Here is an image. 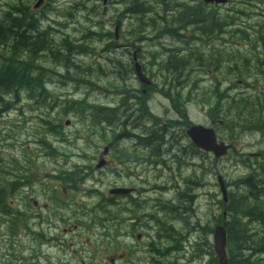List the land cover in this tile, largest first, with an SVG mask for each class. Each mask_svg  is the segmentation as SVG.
<instances>
[{
    "label": "rangeland",
    "instance_id": "1",
    "mask_svg": "<svg viewBox=\"0 0 264 264\" xmlns=\"http://www.w3.org/2000/svg\"><path fill=\"white\" fill-rule=\"evenodd\" d=\"M38 2L0 0V65L10 59L26 63L35 76H43L45 88L41 95L40 89L21 88L9 96L0 94V150L4 151L0 189L10 192L5 203L17 207L21 194L26 201L27 188L17 196L14 193L19 176L27 169L33 195L41 203L59 206L60 215L70 230L67 238L74 244L65 259L61 251L45 250L54 264H146L155 257L147 247L140 251V241L133 237L131 225L125 223L117 229L114 222L119 203L127 205L129 199H119L111 193L117 186L143 187L145 190L138 194L142 193L151 202L136 201L142 204L135 214L154 211L153 201L176 200L182 210L170 223L183 236L194 230L187 242L188 250L167 257V264H219L213 238L216 227L224 221L219 176L223 177L229 195L249 193L242 183L261 175L255 170L264 158V124L259 121V103L255 97L241 105V91H223L217 98L212 91L205 90L196 98L192 89L197 81L201 89L210 88L209 70L215 71V68L226 71L224 86L231 87V81L236 86L243 79L248 86L264 88V76L259 75L257 63H252L253 58L257 59L264 70L263 58H257L264 53V45L256 42L264 41V26L256 14L264 12V0H230L223 4L204 0H43L36 8ZM199 3L204 4L213 19L197 26L209 29L215 26L210 24L214 21L219 25L212 34L197 31L195 24L183 25L176 20L183 5ZM15 19H20L17 28L21 23L26 29L29 25L35 27L39 32L32 36L52 44L54 50L34 55L14 48L13 38L6 33L12 29ZM233 21L236 28L252 36L250 54L235 42L226 49L213 42L218 38L238 41V31L231 25ZM197 36L199 42L195 40ZM63 44L83 45V50L73 54L64 52ZM63 55L69 62H64ZM136 61L142 65L139 64L143 76L145 72L154 80L153 86H147V78L140 81ZM197 68L199 74L195 71ZM204 76L209 78L201 81ZM214 87L218 89L219 83ZM146 89L156 91L149 104H145L143 91ZM226 94L231 96L230 103L223 100ZM220 101L226 105L212 110L215 102ZM237 105L243 106L240 112L235 110ZM135 111L144 116L151 113L150 121L146 122L148 128L164 124L168 137L174 128L183 136L182 140L168 152V145L161 148L163 141L149 138L150 166L145 164V153L127 150L136 158V162L128 164L131 167L128 175L126 166L118 160L99 171L103 166L99 169L96 166L109 143L118 140L129 148L138 145L137 141H126L123 134L119 135L135 132ZM208 115L225 119L229 125L220 127L218 136H226L230 144L238 143L227 157L217 162L213 158L206 161L189 158L179 152L180 147L190 145L186 133L188 123L208 125ZM66 120L70 125H66ZM58 129L61 133L53 134ZM41 134H46L45 142ZM49 141L52 146L46 145ZM121 152L123 157L128 155L125 149L121 148ZM67 154L78 157H66ZM175 156L179 159L177 163H173ZM248 162L256 166L249 167ZM136 163H140L143 171H138ZM202 165L204 168H199ZM191 179L197 183L187 185ZM52 221L61 225L55 219ZM164 221L160 214L156 220L147 218L145 223L132 225L139 226L138 232L148 235L144 240L148 246ZM249 228L250 233L256 232L253 223ZM12 232L16 234V229L3 228L1 264H37L29 250L33 244L26 237L23 239L25 262L19 260ZM51 232L54 235L53 228ZM187 239L179 237L177 242L182 246ZM126 245L136 248V252L123 250ZM125 252L129 255L121 259ZM110 258L115 260L110 262ZM254 261L264 264V255L255 256ZM41 264L47 262L42 260Z\"/></svg>",
    "mask_w": 264,
    "mask_h": 264
},
{
    "label": "flooded vegetation",
    "instance_id": "2",
    "mask_svg": "<svg viewBox=\"0 0 264 264\" xmlns=\"http://www.w3.org/2000/svg\"><path fill=\"white\" fill-rule=\"evenodd\" d=\"M256 14L257 16L260 17L261 25L264 26V12L256 13ZM244 24L247 25V23H244ZM231 25H234L235 28L237 27V24L235 23V21H233ZM195 27H197V31L203 30V28L199 29L197 25H195ZM27 28L30 29V31L32 32V35L37 34L39 32V31L37 32L32 31L31 30L32 27H30V25ZM236 31H238V35H239V38L237 39L238 41H234V39L218 38L216 41H213V42L223 46V48L225 49L227 46H230L232 45L233 42H235V44H239L240 47L245 48L246 53H249L248 48L250 49L252 47V41H253L252 36L249 34L248 31L244 33L239 28H236ZM205 34H208V33H205ZM195 40L199 42L200 37L197 36ZM191 42H193V40H191ZM256 42L264 45V41L262 39H258ZM259 57H262L263 58L262 61H264V53L258 56L257 58ZM213 58L215 59V57ZM252 63H257L259 75L264 76V70H262L259 67L258 60L257 59L255 60L253 58ZM241 69L243 70L244 67L241 66ZM195 71H197L196 72L197 74L200 73L199 68H197ZM225 72L226 71H221V69H217V68H215V71L209 70V74L211 75V78H212L211 85L209 86L210 88L201 89L199 85V81H197L196 86H194L192 89V91H194L193 96L197 94L194 97L200 98V91H205V90L212 91L211 94H214L217 98L223 91H241L243 97L239 103L246 104L252 101V98L255 97L256 102L259 103L258 104L259 105L258 109L260 111L259 121L261 122V124H264V88H254L253 85L248 86L247 82L244 81L243 79H240L238 83L236 84V86H233L232 81L229 84L231 85V87L224 86L225 83L227 82ZM144 75L147 77V79L150 82L149 86H153L154 80L148 77L145 72H144ZM206 78H209V76L208 77L204 76L201 79V81L205 80ZM215 83H219L218 89H215L214 87ZM143 92L146 97L145 104L147 103L149 104L152 101L153 95L156 93V91H149V89H146ZM257 94L259 95V98H257L256 96ZM223 100L224 101L228 100L230 103L231 96L229 94H226ZM194 101L199 103V101H196V100ZM224 101L215 102V105L212 107V110H216V108L221 109L222 107H224L226 105ZM172 102H173V105L177 107L174 101ZM150 117H151V113H149V116L147 115L144 116V114L140 115L139 113H137V111H135L134 122H133V127H134L135 132L132 131V132L127 133V131H125V132L120 133L119 135L123 134V139L126 141H130V140L134 142L137 141L138 145L136 147L129 148L126 146H122L118 140H116L117 142L113 141L109 143V145L104 148L103 153L100 155L99 163L105 160V165L103 166V169H100L99 171L108 169L109 166L113 162L118 160V161H121L122 164L126 166L125 172L128 175L129 170H131V167H128L129 166L128 164L132 162H136V158L127 151L130 149L133 151V153H139V152L145 153L146 159H147L145 160V164L150 166L151 165L150 158L152 157V153L149 150V145L151 146L152 143H149L148 140L151 137L157 140L163 141V145H161V148L164 145H168L167 146L168 152H171L170 150L174 149L176 143H179L182 140L183 136L178 134L179 131L172 128L173 131H171L170 137H168L167 135L168 129L164 127V124H160L158 126H153V127L148 128V126L146 125V122L150 121ZM208 117L210 119V123L208 125L195 124L192 121L188 123V128L186 130L188 138H190L188 132L193 125H203L205 127L212 128L214 129L216 134H217L218 129H220V127L227 128L229 125V123L228 125H226V121L224 119H217L215 115H208ZM140 119H142V121H139ZM216 136L219 142H225L227 144H230L226 136L225 138L219 137L218 134ZM35 143L36 142L32 141V144H35ZM189 143H190L189 146H182L179 148V152L181 154L186 153V155L189 158L190 157L201 158L203 161H206L207 159L210 160L211 158H213L215 162L224 158L222 157V158L217 159L214 152H208V151L198 148L192 142L191 138H190ZM8 145L9 144L6 143V147H8ZM236 145H238V143ZM121 148L125 149L128 155L123 157ZM232 149L234 150V148ZM3 152L4 151L0 150V156H1L0 163H2L4 159ZM106 152L107 154L105 158V156L103 157V155H105ZM255 155H258V153ZM259 156L261 157L262 155L259 154ZM66 157H78V156L74 154L72 155L67 154ZM178 161L179 159L177 158V156H175L173 159V163H177ZM263 161H264V158H263ZM263 161H261L260 163H262ZM154 163H157V162L155 161ZM98 165L96 166L97 169H99ZM136 166L139 167L138 168L139 172L143 171L140 163H136ZM190 166L191 164H188V167ZM199 168H204V167L202 165ZM207 169L209 170V168ZM255 172L261 173L262 171L260 169H256ZM220 177L222 176H219V178ZM29 179H30V171H27V169H25L24 174L19 176L18 178L14 196H17L18 194L22 193V191H25L24 189L27 188L28 189L27 199L24 202V198L22 194L19 195L17 199L18 201L17 207L16 206L11 207L9 204L5 203V197L9 195L10 192H8L6 189H0V238L5 236L3 234V228L5 227L9 229L15 228L16 234L12 232L11 236L12 237L15 236L16 238L18 258L20 261L25 262L23 239L26 237L33 244L32 247L29 248V250L31 251L32 259L35 260L37 264H41L42 260L46 261L47 264H54L52 257L46 254L45 250L54 249V250L61 251L64 253L63 259H65L66 254H71L72 247L74 246V244L71 243V240L67 238L70 235V230H69V227L66 226L64 218L60 215L59 206L51 207L50 204L46 202L41 203L33 195L34 193L33 184L29 182ZM194 183H197V181H195L194 179H191L190 182H187V185H190V184L194 185ZM120 190H125L126 192H120ZM144 190L145 189L143 187L140 189H137L132 186L130 187L117 186L115 189L111 191V193L114 194L115 197L119 199H123V198L129 199L127 205L119 203L117 218H115L114 222L116 224L117 229L120 228L121 225L125 223H128L131 225L132 227L131 233H133V237H135L137 241H140V244H139L140 251H143L147 247L148 252L155 257L153 261H151L150 259L151 263L148 262L146 264H167L168 262L167 257L177 255L180 253L181 250L182 251L188 250L189 245H187V242H189L191 235L194 233V230L188 232L185 236H183L181 232L176 227H174L172 223H170L175 219V217L178 214H180L182 210L180 202L176 200L153 201L152 208L154 211L148 212L147 210H145L142 214H135L136 210L141 209V204H142V203L137 204L135 203L136 201L151 202L142 193L138 194V191L140 192ZM90 191H93V190H90ZM65 194H66V190H64L63 195L65 196ZM229 200H230V195L228 192L227 201L225 202L224 200V212H223L224 221L222 225L226 224V222L228 221L227 219L229 218L228 212L226 210ZM65 201H66V198L64 197L63 202ZM123 208L125 209L123 210V212H121ZM166 213H168V215L170 214L171 216L170 217L167 216ZM160 214L163 215V219L165 221L164 223H161L160 230L154 237L150 239L149 245L147 246L144 240L148 238V235L145 236L143 233L138 232L137 228L139 226L137 227L132 224L133 222L145 223L147 218L156 220ZM52 219L56 220L54 222H60L61 225L57 223L53 224ZM52 228L55 231L54 235L51 232ZM140 228L142 229L143 227L140 225ZM57 230H60V233H56ZM179 237L188 238L187 240H185V244H183L182 246H180L179 243L177 242ZM125 249L129 250L131 253H135L137 250L136 248L131 247L129 245H126L123 248V250ZM128 255L129 253L125 252L124 254L121 255V259L126 258V256ZM113 260L115 259L110 258V262H113Z\"/></svg>",
    "mask_w": 264,
    "mask_h": 264
},
{
    "label": "trees",
    "instance_id": "3",
    "mask_svg": "<svg viewBox=\"0 0 264 264\" xmlns=\"http://www.w3.org/2000/svg\"><path fill=\"white\" fill-rule=\"evenodd\" d=\"M204 4L199 3L194 6L183 5L181 12L178 14L176 20L183 25H197L207 24L211 18V14L207 13L204 9ZM20 23V19H15L12 22V29L6 34L13 38L14 48L25 49L26 52L36 55L38 52H46L47 50L52 52L54 50L53 45L46 43L45 40L35 38L32 36L30 29H26L25 24ZM218 26L219 24L212 21V26ZM214 26V27H215ZM214 27L206 29L203 27V31L208 34L214 33L216 30ZM24 28L25 32H22ZM17 29V30H15ZM37 32L35 27L31 29ZM35 39V40H34ZM71 46V45H70ZM68 44H63L61 48L64 52H78L83 50V45H77L70 48ZM52 47V48H51ZM47 53V52H46ZM70 54V53H69ZM65 61L69 62L68 58L63 55ZM72 60V57L71 59ZM0 65V94L9 96L13 94L19 88L28 89L30 91L40 89V95L44 92V79L42 75L35 76L33 70L22 61L9 60ZM241 105H244L243 103ZM243 106L237 105L236 111H239ZM238 112V113H239ZM225 120V119H224ZM226 121V120H225ZM49 124V123H48ZM58 129L53 134H60ZM41 140L46 141V134H41ZM46 145L52 146L49 141ZM249 167L256 166L253 162H248ZM264 161L258 165V169L262 172L259 176L249 177L244 183L243 187L249 191H244L238 194L233 193L230 195V200L227 204L226 210L228 212L229 220L227 221L225 228L227 234V254L229 264H255L254 257L264 255ZM258 173V172H255ZM0 180L3 178L0 176ZM254 180H259L253 182ZM9 183V179L5 180ZM14 183L12 182V185ZM5 188V186H4ZM253 223L256 232L250 233V225ZM217 257V256H216ZM218 261V258H216ZM219 263V261H218Z\"/></svg>",
    "mask_w": 264,
    "mask_h": 264
},
{
    "label": "water",
    "instance_id": "4",
    "mask_svg": "<svg viewBox=\"0 0 264 264\" xmlns=\"http://www.w3.org/2000/svg\"><path fill=\"white\" fill-rule=\"evenodd\" d=\"M229 0H205L207 3H216L223 4L227 3ZM43 4V0H39L36 5V8L40 7ZM139 62H136V73L140 81L144 82L147 78L142 74L141 66ZM149 82V80L147 79ZM150 82L147 84L149 85ZM67 125H70V121H67ZM192 142L200 149L214 152L217 159L225 157L228 155L229 150L234 148V144H227L225 142H219L216 136L214 129L205 127L203 125H193L188 132ZM107 154V152L105 153ZM105 165V160L101 161L98 165V168ZM220 187L223 193L225 202L227 201V188L223 181V178H219ZM120 192H126L125 190H120ZM225 225L217 226L214 233V251L218 258L219 264H229L228 254H227V234Z\"/></svg>",
    "mask_w": 264,
    "mask_h": 264
},
{
    "label": "bare ground",
    "instance_id": "5",
    "mask_svg": "<svg viewBox=\"0 0 264 264\" xmlns=\"http://www.w3.org/2000/svg\"><path fill=\"white\" fill-rule=\"evenodd\" d=\"M83 40V39H82ZM76 41V40H75ZM64 88V87H63ZM64 98V97H63ZM67 121V120H66ZM47 130V129H46Z\"/></svg>",
    "mask_w": 264,
    "mask_h": 264
}]
</instances>
